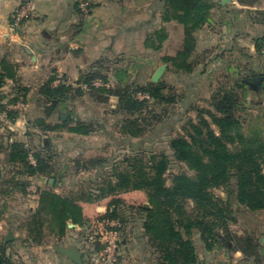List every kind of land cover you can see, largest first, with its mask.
<instances>
[{
	"label": "trees",
	"instance_id": "trees-1",
	"mask_svg": "<svg viewBox=\"0 0 264 264\" xmlns=\"http://www.w3.org/2000/svg\"><path fill=\"white\" fill-rule=\"evenodd\" d=\"M87 1L92 9L94 4ZM237 1L243 5L264 2ZM214 5V0H161L162 23L176 21L184 26L182 43L175 55L162 58L164 64L186 74L195 71L198 63L193 58L197 47L196 32L209 21ZM78 8L81 12L80 6ZM168 37V29L161 25L148 35L146 47L159 50ZM263 40L264 36L257 41L259 52ZM101 63L99 60L84 71L76 86L66 82L54 85L56 77L53 76L40 87L39 93L44 103L54 100L64 103L88 95L96 103L106 105L112 96L117 97L112 113L122 115L117 130L120 137L126 138L125 147L129 152L119 165L107 156L76 160L74 174L87 172L89 168L93 173L86 182L65 194L49 187L41 189L37 208L24 222L25 242L41 245L47 237L61 239L71 230L70 223L88 232L91 240L94 222L85 216L80 202H96L113 196L111 207L96 220L120 221L121 227L116 228L120 233L130 225L131 231L123 233L125 239L133 234L142 250L149 253L151 264H204L194 238L196 235L204 252L219 248L239 250L247 258L262 262L259 238L251 232L239 235L231 226L238 222L240 208L250 214L264 211V122L259 117L247 119L245 115L251 109L249 91L260 88L264 73L222 75L212 88L208 106H192L197 113L196 119L188 118L183 132L170 138V153H167L164 150L147 151L143 137L161 120V113L154 105L177 103L179 98L174 88L164 81L153 82L152 79L144 84L112 83L109 75L101 70ZM8 80L19 81L17 66L3 57L0 60V90ZM96 80H101L103 85H95ZM15 87L17 92L10 101H25L28 89ZM140 94L145 96L140 97ZM6 97L7 94L0 92V101ZM0 110L6 111L13 120L18 116L17 110L9 111L4 105H0ZM30 123L45 133L67 131L90 135L103 129L94 120H82V115L57 123L40 116ZM134 139L139 141L136 145ZM31 150L23 140L0 145L5 162L13 167L8 176L0 171V195L10 191L27 193L29 178L34 176H42L48 181L53 178L54 187L62 184V176H56L53 145L33 154L35 164L29 160ZM177 163L186 165L192 174L177 172L168 184L165 174ZM123 164L126 165L124 168ZM133 190L145 191L159 201L161 226L155 210L129 205L119 196ZM216 190H223L227 198L217 194ZM2 214L0 210V220ZM156 225L158 233H154ZM82 236L81 250L87 242ZM8 244L3 242L0 248V264H13L8 256Z\"/></svg>",
	"mask_w": 264,
	"mask_h": 264
},
{
	"label": "crops",
	"instance_id": "crops-1",
	"mask_svg": "<svg viewBox=\"0 0 264 264\" xmlns=\"http://www.w3.org/2000/svg\"><path fill=\"white\" fill-rule=\"evenodd\" d=\"M23 1L25 0H0V60L3 57H7L16 64L19 79L18 82L8 80L0 92L7 94L4 100L9 101L17 92L15 86L27 88L28 93L25 100L27 110L32 113L35 112V119L42 116L52 123L61 122L59 118L62 119V113L67 111L73 112L71 110L73 106L71 107V105L74 104L78 107V99L82 97L64 103H58L54 100L56 104L51 111H48L47 107L49 105L47 106L46 104H52L53 101L44 103L43 97L39 92L40 87L51 77H56L54 85L66 82L67 84L76 86L82 73L100 60L101 64H103L101 70L106 72L110 78L111 74H113L112 65L115 62L116 67L117 65L118 67L122 66L128 59L129 61L132 60V65H139L144 60L142 55H140L141 53H160L168 40H179L178 49L184 38L182 34L177 35L179 38H172L173 31H171V27H174L173 21L162 23L161 0H91L94 7L91 9V13L87 15L79 11V0H31L37 6V13L26 21L20 30L12 32L11 16L16 7ZM222 2L223 0H214L215 5L211 11L209 21L196 32L197 47L193 58L198 63L195 71L192 74H186L176 70V73L186 75L187 79L190 77L194 79L207 78L211 81L215 77L218 78V76L226 75L227 73L240 72L241 75L246 74L247 76L264 73V63L261 61V55L257 48V41L264 36V2L256 5H243L237 0L227 1L226 3ZM169 24H171V27L168 28L169 37L163 47L159 50L146 47L148 35L161 25L167 28ZM139 40H142L141 45ZM136 42L139 44L138 48L141 47L142 50L136 48ZM125 46L126 48L123 49ZM128 47L133 50L131 55H125ZM176 51L170 55H175ZM194 86V81L188 85L190 89H195ZM252 92L256 98H253ZM262 94H264V81L261 83L260 88L249 91L248 98L251 108H258L259 114L262 113L264 115V106L262 104L264 101L261 100ZM89 101L90 105H99L92 99ZM41 110L42 112L45 111L44 114L40 112ZM0 113V125L2 126L5 123V125H8L7 129H9L7 132H2V128L0 129V135H2L0 136L1 141H3V136L5 143L21 140V138L18 139L20 135L16 131L19 134L25 135L26 132L20 130V128L27 127L30 124L31 117L27 120L22 115L17 116L13 120V118L8 117L2 111ZM79 113L82 114L83 111L81 110ZM88 119L94 120L98 126H102L103 128L96 131H99L101 133L99 137L103 136V138L100 137L98 142L91 145H87L85 139L96 134V132L90 135L66 131L52 133H69L74 139L81 141L76 147L80 150L79 154L83 155L88 151H94V154L90 157L110 156L111 154L108 155V146H113L114 139L113 131L107 125L111 122V119L104 118V120H99L93 117L86 119L84 115L82 116V120ZM36 130L40 132V130ZM23 141L28 145L26 139ZM50 142L46 143L47 145L45 146L48 148L51 144L57 150L55 138L51 137ZM36 177L45 179L42 176ZM64 180L62 179V184L55 187L53 178L49 179L45 187L36 186L37 191H33V197H36V204L31 206V210L34 211L38 206L39 191L41 189L49 187L53 188L57 193L64 194L61 191L62 189L67 187L68 189H72L74 187V185L72 187L67 185ZM31 185L33 184L29 185L28 191L31 189ZM128 193H123L119 196L128 200V197H131L128 196ZM131 195L133 197L139 194L133 193ZM112 198L113 196H110L96 202L81 201L80 204L83 207L85 216L90 218L95 224L101 221H97L96 218L108 211L107 201L109 199L112 200ZM256 215L260 214L256 213ZM249 221L252 224L257 222L256 219L251 218ZM253 228L245 230L243 233L237 231L235 233L243 235L246 232H251L256 235L258 232L254 231ZM81 229L75 225V227H72L68 231L65 237L61 239L51 237L57 243L45 246L43 244H23L25 240L15 236L13 240V264H76L72 259L57 251L55 244L65 246L76 245L81 251ZM260 230L264 234V227ZM133 236L131 234L127 241L125 238H120L121 249L123 250L121 253L128 254V252L134 251L128 254L131 255V253H136L138 250L139 254H141L140 249L142 250V248L137 244ZM262 237L264 235L259 238L260 244ZM127 242H132V247H127ZM123 246H126V250ZM258 251L262 258V262L259 263L247 258L239 250L229 251L219 248L211 252H204V255L205 259L208 260L207 264H215L213 261H209V259L214 255L216 256V254L220 255L221 260L216 264L226 263L234 260L235 257H239L246 264H264V253L260 252L259 246ZM81 252L84 256V252ZM144 256L145 253L143 254ZM86 262L84 259L83 264H86ZM144 262V264H151L148 261L146 263V260ZM115 264L122 263L116 262Z\"/></svg>",
	"mask_w": 264,
	"mask_h": 264
},
{
	"label": "rangeland",
	"instance_id": "rangeland-1",
	"mask_svg": "<svg viewBox=\"0 0 264 264\" xmlns=\"http://www.w3.org/2000/svg\"><path fill=\"white\" fill-rule=\"evenodd\" d=\"M172 24L174 25V27L173 26L171 27V24L167 26V29L171 27V31H173L172 38L173 39H176L177 37L179 38V36H177L178 34L180 35L182 34L184 36V26L176 21H173ZM141 41L142 40H139L140 45H141ZM178 43H179V40H168L165 43L164 48L160 51V53H155V54L154 53L152 54L141 53L140 55H142L144 60L141 62V64L139 63V65H136V66L132 65L131 63L132 60L129 61V59L126 60V62H124L122 66L120 67H118V65L116 67V64H115L116 62H115L112 65L113 74H111L112 76L110 77V81L112 83L120 82V83H126V84L130 82L131 83L136 82L137 84L147 83L150 79H152V76L154 75L157 68L161 66L162 64H164L162 58L164 56L173 54L177 49ZM136 46H137L136 48H138L139 46L137 42H136ZM124 48H126V46L123 47V49ZM138 50H142V48L139 47ZM132 53H133V50L130 47H128L125 55H131ZM261 59H262L261 61L264 63V57L262 55H261ZM121 68H124V69H121ZM117 70H118V73H117ZM219 78H222V76L220 75L218 76V78L215 77L213 81L207 78L194 79L193 77H190L189 79H187L186 75H181L179 73H176V70L173 67H171L169 64H167V68L159 81H164L168 85L172 86L174 88L175 94L178 96L179 99L177 103L175 104H170V105L155 104L154 105L155 110L158 113H161V120L155 123L156 127L149 128L148 134L145 137H143V140L145 141L144 143L145 149L147 151L154 150L156 152H161L164 150V151H167V153H170V150H169L170 138L176 135L177 133L183 132L182 127L188 118L196 119L197 113L191 109L194 104H196V106H199V107L208 106V99L210 98L211 90L217 85ZM192 81H194L195 83V86H194L195 89H192V88L190 89L188 87V85H190ZM210 84H214V85H210ZM252 94L253 96L255 95L253 92ZM261 97H262L261 100L264 101V94H262ZM253 98H256V96H254ZM78 100H79L78 107H76V105L74 104L71 105V107L73 106L72 108L70 107L71 110L75 112H71V114L65 120L69 118H73L76 115L77 116L84 115L86 119L91 118V117L98 118L99 120H104V118L111 119V122L108 123L107 127L113 131L114 140H113V146H108V155L110 154L111 155L107 157L110 158V160H113L114 164L119 165L124 159L125 155L129 151L127 147H125V145H127L126 138L120 137L118 130H117V125L122 115L121 113H112V109L116 108V105L118 102L117 97L112 96L108 104L106 105L99 104L98 106L94 104L90 105V101H89L90 99L88 95L83 96L82 98ZM258 100H259V97H258ZM50 104L51 103L46 104V105L50 106ZM262 104L264 106V103ZM81 110L83 111L82 114L79 113ZM40 112H42V110ZM44 112H42V114H44ZM259 113H260L259 109L256 107H253L250 109V111H247L245 115H247L246 116L247 119H249L251 116L256 117L255 119L259 117V120L261 122H264V115L262 113L261 114ZM22 115L26 117L27 120H29V118L31 117L30 119L31 121H34L35 116H36L35 112L32 113L31 111L27 110V108L25 110L18 111V116H22ZM59 120L65 121L64 119H60V118ZM0 122H1V119H0ZM7 126L8 125H5V123L2 126L0 125V129L2 128V132H7L9 130L7 129ZM20 130H24L26 134L22 135V134H19L18 131H16V133L20 135L18 136V139L19 138H21V140L26 139V141L28 142V148L32 149L31 150L32 155L36 151L45 149L46 148L45 145H47L46 143L50 142L51 137L55 138V145H57L56 146L57 150L54 155V161H55L54 163H56V176L58 177L62 176V178L65 179L64 182H66L67 185L71 187L74 185L75 188H78L80 184L82 182H86L88 180V177H90V174L93 173V170L89 168L87 169V172L83 171V172L74 174L75 173L74 169H76L75 168L76 160L89 159L90 156L94 154L93 153L94 151H88L87 153H85L88 155L79 154L80 150H78L79 148H76V147L78 143H81V141L74 139V137L69 135V133L60 134V133H52V132L45 133L43 131L39 132L34 128V126L31 123L27 127L20 128ZM100 134L101 133L98 131L96 132V134H93L87 137V139H85L87 141V145H91L95 142H98V140H100L99 138L101 137V136L99 137ZM101 138H103V136ZM1 140L2 139L0 137V145L5 143L4 136H3V141ZM133 142L136 145L137 142L139 141L137 139L136 140L134 139ZM122 166H123L122 168H124V166L126 165L123 164ZM12 168H13L12 166H9L5 162L4 153H0V171H2V173H4L5 176H8L7 174L10 173ZM180 171H186L189 174H192V171H190L186 165L178 164V163L174 164L171 167V169L165 174L167 183L170 184L172 175ZM29 181H30V184L32 183L33 185H36L38 187L40 186L45 187L46 184L49 182L48 179H41L36 176L29 178ZM70 190L71 189L70 188L68 189L67 187L65 189H62L61 191L65 194V192L67 193ZM127 192H129L128 196H131V197H128V200H126L127 204L136 205V206L138 205L144 206V204H147L149 208H152L153 210L156 211V219H157V222L161 226L159 201L145 191L133 190V191H127ZM127 192H123V193H127ZM123 193H120V194H123ZM133 193L139 194V195H134L132 197L131 194ZM216 193L221 195L225 199L227 198V194L223 190H216ZM33 194H34L33 191L29 189V191L27 190V193L25 194L19 191H10L8 194L4 196L0 195V210L3 211V214L0 220V248L3 242H7L5 238L9 234L10 231H12L15 234V236L21 238L22 240L26 239V235H25L26 231L24 229V222L27 216L29 215V213L32 211L31 206L36 204L35 202L36 197H33ZM107 205L109 209L111 207V199L107 201ZM257 214H260V215L247 213L243 209L240 208L238 222L236 224H233L231 226V229L234 232L237 231V232L243 233L245 230H250L254 227L253 230L258 232L256 233L255 236H259L258 238H260L262 235H264L262 230H260L261 228L264 227V211H262V213L260 212ZM250 218L256 219L257 221L255 223L256 225L252 224V222L249 221ZM82 230L83 229H81V235H83L82 236L83 239L85 238L87 242L83 243L84 249L81 251H83L85 254V262L86 261L89 262L90 258L88 255L92 251L93 245L95 247H97L96 245L100 247L101 243L99 241L92 243L91 240L88 238V235L90 234L88 232H85V230L83 231ZM99 230H101V227L99 226V223L96 222L95 224H93V229L91 233L93 235H96V237L98 238L100 237ZM130 231H131L130 225H128V227L125 229L124 232L121 231L120 233L118 231L120 238L124 239L125 238L124 234H128ZM158 232H159V227H157L156 225L154 233H158ZM194 238L197 243L200 258L201 260L204 261V264H207L208 260L205 259L204 251L202 249V244L199 240L198 235H196ZM7 243H9L7 246L8 256H10L13 262V240ZM53 243H57V242H54L52 238L47 237L45 238L43 245L44 246L52 245ZM23 244L33 245L34 243L23 242ZM131 245H132V242H129V243L127 242L126 244L127 247L128 246L132 247ZM126 246H123V248H125ZM121 247L122 245H120V249ZM259 249L264 250V244L259 243ZM122 251L123 250L121 249L120 250L121 255L117 258V261H116L122 264H144L145 263L144 260H146V263H147V261L149 262L152 259L150 258L149 253H146L144 250H141V249H140L141 254H139L138 250L136 253H131V255H128V254L134 251H130L128 252V254L121 253ZM143 252L146 253L144 257H143V254H144ZM210 260L216 264L220 260V255L216 254V256L214 255L213 257H211V259H209V261ZM223 264H246V263L243 260H240L239 257H235L234 260H230Z\"/></svg>",
	"mask_w": 264,
	"mask_h": 264
},
{
	"label": "built area",
	"instance_id": "built-area-1",
	"mask_svg": "<svg viewBox=\"0 0 264 264\" xmlns=\"http://www.w3.org/2000/svg\"><path fill=\"white\" fill-rule=\"evenodd\" d=\"M80 10L83 14L87 15L91 12L90 2L87 0L80 1ZM37 13V6L31 0H25L21 2L16 9L14 10L11 16V31L17 32L22 28V26L31 19ZM261 55L264 57V40L260 49ZM95 85H103L101 80H96L94 82ZM143 97L145 95H139ZM0 105H4L5 108L9 111L17 110L22 111L25 110L27 105L23 100H19L16 103L11 102L10 100L0 101ZM1 112V110H0ZM2 113H6V111H2ZM7 114V113H6ZM1 116V113H0ZM29 160L31 163L35 164L36 160L32 154L29 156ZM32 191H37L36 185H31ZM121 223L115 219L105 218L99 222V226L101 227L100 237H96V235L91 236V241L96 242L99 241L100 248H96L93 245L92 251L90 252L89 262L86 264H115L117 258L120 256V235L116 228L121 227Z\"/></svg>",
	"mask_w": 264,
	"mask_h": 264
},
{
	"label": "water",
	"instance_id": "water-1",
	"mask_svg": "<svg viewBox=\"0 0 264 264\" xmlns=\"http://www.w3.org/2000/svg\"><path fill=\"white\" fill-rule=\"evenodd\" d=\"M227 1H231V0H223L222 3H226ZM166 68H167L166 64H162L161 66H159L157 68V70L155 71L154 75L152 76V81L158 82L161 79L162 75L164 74ZM55 104H56V101H53V103L47 107V110L51 111V109L54 107ZM70 114H71V111H67L65 113H62L61 118L65 120ZM144 207L149 208V206L147 204H145ZM69 227H71V228L75 227V224L70 223ZM14 239H15V235L12 231H10L9 234L5 238V240L7 242L14 240ZM261 243L264 244V237H262ZM55 249L57 251L63 253L64 255L69 257L70 259H72L76 264H83V254L79 250L78 246H76V245L65 246V245L55 244ZM260 252L264 253V250L260 249Z\"/></svg>",
	"mask_w": 264,
	"mask_h": 264
}]
</instances>
